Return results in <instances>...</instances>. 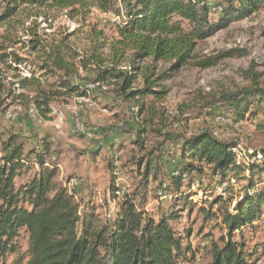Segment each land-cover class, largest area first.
<instances>
[{
  "label": "trees",
  "instance_id": "obj_1",
  "mask_svg": "<svg viewBox=\"0 0 264 264\" xmlns=\"http://www.w3.org/2000/svg\"><path fill=\"white\" fill-rule=\"evenodd\" d=\"M262 1L0 0V23L12 18L21 7L71 9L75 15H84L93 6L108 12L114 4L122 5L114 12L122 17L119 25L114 24L116 36L108 38L104 30L95 29L94 42L86 52L73 47L69 35L59 42L48 41L31 27V38L25 41L24 49L33 59L16 51L0 54L1 61L11 60L15 64L7 66L15 73L14 80L9 79L6 69L0 68V107L7 111L11 104H19L27 113L34 107L38 118L50 120L56 102L73 97L89 98L97 90L112 91L115 97L130 103L137 116L143 117L138 120L142 147L144 125L152 122L154 103L163 101L168 94L162 81L169 74L166 71L155 74L153 64L141 63L151 58L171 62L170 69L174 70L188 64L208 68L223 58L246 55L245 50L231 49L202 58L195 50L199 42L230 21L257 11ZM218 7H221L220 18L214 20L211 14ZM6 47L0 44V49ZM104 47L107 53L100 50ZM246 73L252 77L250 86L230 92H199L209 114L238 120L259 118L264 112V80H260L252 67ZM90 83L95 87L89 89ZM258 127L264 129V121ZM167 140L172 142L168 152L160 142L123 164L141 176L140 183L120 202L116 217L103 224L96 207H81L77 199L80 184L69 190L57 180V164L45 165L51 156V143L44 142L42 151L32 148L26 152L23 135L10 133L0 144V264H10V260L14 264H178L186 253L195 252L190 244L184 246L186 236L178 234L172 225L171 221L178 217L175 207L155 218L138 207L136 198L141 194L140 203H145L148 192L158 196L159 191L172 195V201L190 198L192 195L185 194L186 190L207 173L219 185L242 177L247 181L233 208L220 210L229 236L244 227H256L264 215V187L257 180L259 175H264V148L259 160L241 163L237 144L218 138L210 130L191 137L173 133ZM36 164L39 170L31 180L16 181L25 168ZM109 166L118 175L120 165L112 160ZM245 173L250 174L242 176ZM225 201L220 195L211 202V207ZM203 210L208 219L218 214L212 208ZM21 231L29 235V247L23 253L18 243ZM210 253L212 259L207 264H252L251 252L232 237L222 245L212 242Z\"/></svg>",
  "mask_w": 264,
  "mask_h": 264
},
{
  "label": "rangeland",
  "instance_id": "obj_2",
  "mask_svg": "<svg viewBox=\"0 0 264 264\" xmlns=\"http://www.w3.org/2000/svg\"><path fill=\"white\" fill-rule=\"evenodd\" d=\"M121 7L119 3L114 4L110 11L103 12L93 6L91 11L84 15L80 13L75 15L71 13V9L21 7L12 18L0 23V44L7 46L4 50L0 49V54L16 51L24 57H29L25 53L24 44L31 38V27L44 34L48 41L59 42L65 35H69L68 40L73 47L81 52L89 51L94 42L95 29L104 30L108 38L116 36L117 32L111 19L117 16L114 12ZM220 11L216 8L211 18L218 20ZM100 41H104V38H100ZM231 49L245 50L247 54L223 58L208 68L188 64L174 70L170 69L171 62L153 61L151 58L141 63L143 66L153 64L155 74L163 71L169 74V77L162 81V85L168 89V94L163 101L154 103L152 122L144 125L146 132L144 136L142 135L144 138L142 147L138 135L141 122L138 123V120H143V117L137 116L135 111L130 109L131 104L115 97L112 91L104 93L101 90L92 93L87 100L73 97L66 102L54 103L56 113L52 112L53 119L50 121L32 118L19 104H11L7 111L0 107V144L10 133H20L19 130L23 133L28 131L27 134L36 133L31 138L35 150L42 151L44 142L51 143V156L47 161L58 164V182L70 190L68 181L70 178H77L80 184L77 188V199L81 207L83 209L88 205L96 207L100 223L104 224L116 217L120 206L118 199L115 201L112 199L114 179L120 178L119 182L127 186L128 194H132L140 183L141 176L123 164L130 163L132 157L149 151L160 142L164 143L168 152L172 142L167 140V137L173 133L191 137L203 130H210L218 138L237 144L239 162L247 163L262 157L264 129H259L258 124L264 121V112L260 113L256 120L247 117L238 120L226 115L214 117L208 113L199 92L203 94L230 92L250 86L252 77L246 72L251 67L259 73L260 80H264V0L257 11L247 17L230 21L225 27L199 42L195 53L206 58ZM100 50L107 53L106 47ZM8 64L15 66L11 60L3 62L0 59V68L6 69L9 79L14 80L15 73L8 69ZM7 112L11 114L17 112V115L9 117ZM161 114L164 115L163 118ZM177 116H180V119L175 118ZM29 119L33 120L32 128L28 126ZM78 121L91 130L92 139L76 131ZM39 142L42 143V148H35V144L39 145ZM95 148L97 151L101 150L96 156L94 154L97 151H93ZM25 151H28V145ZM255 152L256 157L253 156ZM116 158L120 165L118 175L109 166L112 160H117ZM38 170L37 165L25 168L22 174L16 177V181L27 182ZM245 174L242 176H249L250 173ZM244 178L231 179L219 185L207 173L186 190L185 194L190 192L192 195L190 198L172 201V195L167 194L161 198L160 195L155 196L153 192H148L147 202L140 203L141 194L137 196L136 202L139 208L146 210L155 218L170 207H175L178 217L171 221L172 225L178 234L186 236L183 239L184 246L190 244L195 252L186 253L179 259L178 264H207L212 259L210 253L212 242L222 245L231 237L234 241L245 244V250L252 254V264H264V215L256 222V227H244L231 237L222 220L220 210L228 207L232 209L238 197L243 194L247 183ZM257 180L260 181L259 186L264 187V175H259ZM186 186H183V189ZM220 195L226 201L222 205L211 207V202ZM211 208L212 212L216 211L218 214L208 219L203 209ZM18 243L21 253L28 250L29 235L26 231H21ZM8 263L14 264L12 260Z\"/></svg>",
  "mask_w": 264,
  "mask_h": 264
},
{
  "label": "built area",
  "instance_id": "obj_3",
  "mask_svg": "<svg viewBox=\"0 0 264 264\" xmlns=\"http://www.w3.org/2000/svg\"><path fill=\"white\" fill-rule=\"evenodd\" d=\"M217 9L221 10V7H218ZM111 22L113 24H115V25H119L121 23L120 16L117 15V16L113 17L111 19ZM87 87L89 89H92V88L95 87V84H92V83L87 84ZM17 92H20L19 88L17 89ZM87 98L88 97H82V99H84V100H87ZM19 109H21L20 106H19ZM53 111H55V113H56V110L52 106V112ZM7 113H9V115H8L9 117H16V115H17L16 114L17 112H14L13 114H11L10 112H7ZM29 114H30V116L32 118H37V111H36V109L34 107L29 109ZM76 131L78 133H80L81 135L92 139V135L93 134H92L91 130H89L88 127H86L84 124H81L79 121L77 122V130ZM1 153L2 152H1V146H0V155H1ZM51 164H53V163H50V161L46 160L45 165L51 166ZM115 164H118V159L115 160ZM56 166L58 167V164ZM119 181H120V178H117V180H116V182H117L116 189L114 190V195H113L112 199H113V201H115V199H118L119 202H121L124 199L125 195L128 194V188H127V186H125L124 183L121 184ZM68 184H69L70 190H72L74 188V186L79 185V181H78L77 178H70V180L68 181ZM159 195L162 198L163 196L165 197L167 194L159 193Z\"/></svg>",
  "mask_w": 264,
  "mask_h": 264
},
{
  "label": "crops",
  "instance_id": "obj_4",
  "mask_svg": "<svg viewBox=\"0 0 264 264\" xmlns=\"http://www.w3.org/2000/svg\"><path fill=\"white\" fill-rule=\"evenodd\" d=\"M50 120H51V119H50ZM50 120H49V121H50ZM32 122H33V120H30V119L28 120V126L31 127V128H32L31 125L33 124ZM25 130H26V129H25ZM19 132L23 134V137H24V138L26 137V138H25V147H26V145H28V150L32 149L33 147H32V142H31L32 139H31V138L34 137V134H36V133L33 132L32 134H31V133H30V134H27L28 131H27V133H23V131H20V130H19ZM39 137H41V135H40ZM35 140H36V139H35ZM35 145H36L35 148H36V147L39 148V149L42 148V143H41V142H39V145H38V144H35ZM94 155H95V154H94Z\"/></svg>",
  "mask_w": 264,
  "mask_h": 264
}]
</instances>
